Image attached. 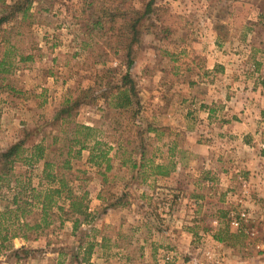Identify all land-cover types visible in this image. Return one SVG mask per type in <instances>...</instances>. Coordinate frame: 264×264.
<instances>
[{
  "label": "rangeland",
  "instance_id": "obj_1",
  "mask_svg": "<svg viewBox=\"0 0 264 264\" xmlns=\"http://www.w3.org/2000/svg\"><path fill=\"white\" fill-rule=\"evenodd\" d=\"M14 1L0 0V12ZM146 1L132 0V5L142 8ZM156 3L162 10L167 8L186 15L178 22L185 24L184 32L173 33L172 39L197 38L201 36L198 29L206 28V24L225 23L229 37L221 39V51L225 55L226 77L220 75L218 81L223 80L228 86L236 80L237 87L251 93L248 97L254 95L255 86L262 84L264 77V0H157ZM32 12L33 33L41 50L30 66L16 73L18 92L0 90V152L22 140L26 146H32L50 131L53 132L47 140L49 143L57 133L65 136L60 131V123H55L62 101L69 91L89 87L95 88L91 97L95 95L98 99L91 102V97L87 98L76 119L85 124L98 123L96 134L101 143L94 151L97 164L91 162L89 154L87 156L90 148L84 149L73 161L80 177L86 179L75 181L74 186L89 191V220H82L78 229H74L73 220L56 222L52 228L34 235L27 248L14 249L12 239L10 247L0 248V264H91L95 248L90 256L86 250L89 242L99 239L102 233L111 240L104 247L108 253L106 260L95 259L96 264L127 261L133 264H264V200L258 201L261 196L254 195L256 173L243 174L240 184L234 180L229 184L234 187L233 192L229 193H221L222 190L218 193V188H225L215 189L206 181L196 183V177L189 170L177 180V186L174 179L164 184L155 183L152 191L139 187L138 182L128 184L136 168L128 157L141 152H133L135 145L148 149V154L164 150L159 144L146 146L151 136L145 131L142 113L149 106L150 94L156 92L155 80L147 85L154 87L151 91L143 89L147 82H138L146 61L140 65L135 61L130 68L136 80L140 112L133 123L124 117L117 124L102 96L108 79L99 85L96 78L101 68L112 66L121 74L127 67L122 56L106 49L105 42L97 36L90 22L91 8L85 7L84 0H34ZM148 21L147 25L154 21L158 26L144 32L142 41L147 43L141 47L145 51L144 59L153 63L155 56L150 54V43L158 42L164 34L159 33L162 25L155 14ZM207 34L203 35L205 40L212 42V33ZM150 65L156 69L154 64ZM231 90L236 92V86ZM262 117L264 119L263 114ZM93 143L90 142V147ZM56 148L53 146V151ZM188 158L184 155L187 163ZM123 162L125 164L121 165ZM3 166L0 162V173ZM119 167L121 169L117 170ZM42 168L43 161L32 165L23 161L14 164L9 181L0 186V211L13 206L15 196L31 201L34 200L33 188L48 187L41 178ZM100 168L108 171L113 168L115 176L109 181L110 186L98 193L96 170ZM201 168L197 169L199 174ZM237 196H244L246 202L242 200L237 205ZM242 212L247 213L248 219L240 226L233 225V215L239 217ZM134 219L144 221L141 230L132 229ZM117 235L123 247L111 246ZM218 236L225 240L220 241ZM143 237L149 238L147 245L142 244ZM118 251L121 254H114ZM142 253H146V257H141Z\"/></svg>",
  "mask_w": 264,
  "mask_h": 264
},
{
  "label": "crops",
  "instance_id": "obj_2",
  "mask_svg": "<svg viewBox=\"0 0 264 264\" xmlns=\"http://www.w3.org/2000/svg\"><path fill=\"white\" fill-rule=\"evenodd\" d=\"M163 14L173 15L176 22H159L162 25L159 33L164 35L157 39L158 42L150 43V54L156 57L154 62L148 63V60L144 59L145 51L141 45L144 46L147 42L142 41L136 63L140 65L142 61H146L143 66L145 69L139 72L138 77L140 84L147 82L143 88L145 91L154 88L147 86L152 80L156 82V92L150 94L149 106L144 108L142 113L145 131L151 136L146 146L159 144L160 149L164 150L148 154V149L144 148V152H138L139 154H134L132 158L129 156L128 159L134 161L136 168L128 179V184L138 182L139 187L152 191L156 184H164L167 180L174 179L177 186V180L189 170L196 177V183L206 181L215 189L219 186L225 188H218V193L220 190L221 193H229L233 192L234 187L229 184L234 180L240 184L243 174L256 173L257 185H254V195L261 196L258 201H263L264 85H256L254 95L248 97L251 93L237 87L236 80L228 86L223 80L218 81V76L226 77V66L223 63L225 55L221 51L223 41L215 23L210 20V25L206 24V28L198 29L197 32L201 36L197 38L189 39L185 36L172 39L173 33L184 32L185 24L178 22L185 19L186 15L167 8L161 11L162 16ZM209 31L214 38L212 42L205 40ZM150 64H154L156 69ZM235 86L236 92L231 90ZM87 123L90 126H98V123ZM149 150L152 151V148ZM88 154L90 158L91 153L88 152L87 156ZM184 155L189 156L188 163L184 161ZM123 164L125 162L121 163ZM200 166L202 173L199 174L197 169ZM96 172L99 176L97 191L100 193L110 186L109 181L115 176V172L113 168L110 171L100 168ZM257 191L259 193H256ZM224 195L225 193L221 196L222 202ZM242 200L243 203L246 202L244 196H237L236 204L239 205ZM142 223L144 224L143 220L134 219L131 227L139 231ZM103 228L102 226L101 229ZM108 240L111 239L102 233V236L93 242L95 251L90 260L91 264H96L95 259L106 260L108 253L104 247ZM120 240L119 235L113 237L111 246L123 247ZM31 241V238L18 236L13 239L12 245L18 250L29 247ZM149 241L148 237L142 238L143 245H147ZM129 246L131 247V244ZM144 256L146 257V253L141 254V257ZM123 264L133 262L127 261Z\"/></svg>",
  "mask_w": 264,
  "mask_h": 264
},
{
  "label": "trees",
  "instance_id": "obj_3",
  "mask_svg": "<svg viewBox=\"0 0 264 264\" xmlns=\"http://www.w3.org/2000/svg\"><path fill=\"white\" fill-rule=\"evenodd\" d=\"M33 2L34 0H15L0 12V90L18 92L16 73L30 66L41 50L32 28ZM156 2L157 0H148L139 8L132 5V0H84L85 7L92 10L93 18L90 22L97 30V36L105 42L106 49L122 56L127 67L125 73L121 74L118 68L112 66L101 68L96 78L99 85L105 78L108 79L102 96L117 124L121 123L124 117H128L133 123L140 112L136 80L130 68L138 57L144 32L158 26V22L153 21L147 25V21L155 14L159 22H176L173 15L163 14L166 17L164 18L159 13L163 7L158 6ZM216 29L221 39L229 37V28L225 23H217ZM261 83L264 85V77ZM94 90V87L80 88L77 92L69 91L65 95L60 114L55 121L60 123V131L65 136L60 137L57 133L49 143L47 140L53 132L50 131V134H44L41 140L32 146H26L22 140L0 152V162L4 163L0 173V186L9 181L14 164L18 161L30 165L43 161L41 178L48 183L47 188L32 189L34 200L15 196L13 206L8 205L0 211V248L10 247L11 240L18 236H38L52 228L56 222L73 220L74 229H78L82 220H89V191L79 190L74 186L75 181L82 177L75 169L73 161L82 155L84 149L90 148L89 159L97 164L94 151L101 143L96 134L97 128L76 119L80 108L87 98L93 96ZM97 99L94 95L91 102ZM91 141L94 145L90 147ZM53 146H57L55 151ZM132 150L144 152V147L135 145ZM13 215L15 218H12ZM218 239L225 240L222 236H218ZM93 247L94 243H90L86 250L88 255Z\"/></svg>",
  "mask_w": 264,
  "mask_h": 264
},
{
  "label": "built area",
  "instance_id": "obj_4",
  "mask_svg": "<svg viewBox=\"0 0 264 264\" xmlns=\"http://www.w3.org/2000/svg\"><path fill=\"white\" fill-rule=\"evenodd\" d=\"M247 213L242 212L239 217H236L233 215V219H232V224L236 225V226H240L242 224L243 221L247 220Z\"/></svg>",
  "mask_w": 264,
  "mask_h": 264
}]
</instances>
